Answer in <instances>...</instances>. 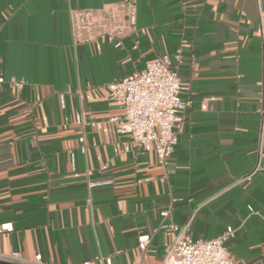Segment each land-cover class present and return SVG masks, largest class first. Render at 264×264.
I'll list each match as a JSON object with an SVG mask.
<instances>
[{"label": "crops", "instance_id": "0c3cea01", "mask_svg": "<svg viewBox=\"0 0 264 264\" xmlns=\"http://www.w3.org/2000/svg\"><path fill=\"white\" fill-rule=\"evenodd\" d=\"M121 1L0 0V251L163 264L174 222L232 225L233 264H264V0H133L135 31L74 41L71 10ZM177 48L192 104L163 167L108 121V84Z\"/></svg>", "mask_w": 264, "mask_h": 264}, {"label": "built area", "instance_id": "2783aa9c", "mask_svg": "<svg viewBox=\"0 0 264 264\" xmlns=\"http://www.w3.org/2000/svg\"><path fill=\"white\" fill-rule=\"evenodd\" d=\"M73 39L76 43L90 41L100 35L121 36L136 30V5L133 0L113 3L101 8L73 9L70 12ZM259 26L264 35V14L260 15ZM182 50L164 53L147 61L142 69L108 84L109 98L118 104L120 115L108 119L118 125L121 132L129 136V143L136 149L153 151L157 162L166 167L178 141V132L184 122L192 98L186 92L188 86L182 81L177 67L182 62ZM196 72L194 64L193 74ZM3 77L0 76V81ZM12 82L21 86L22 79ZM262 117L264 115V91L261 97ZM83 122L81 114L76 116ZM93 126L99 122L90 121ZM84 147L85 137H78ZM177 198H172L173 203ZM171 205L160 211L161 217L169 215ZM173 238L164 256L163 264H233L227 242L234 235L232 225L211 239H193L188 233V224L169 223ZM5 227L0 226V231ZM150 235L138 237V247L144 251ZM105 264H111L110 257H96ZM0 260L12 264H55L43 260L40 253L31 258L16 250L0 251ZM82 264H89L83 261Z\"/></svg>", "mask_w": 264, "mask_h": 264}, {"label": "water", "instance_id": "95a60500", "mask_svg": "<svg viewBox=\"0 0 264 264\" xmlns=\"http://www.w3.org/2000/svg\"><path fill=\"white\" fill-rule=\"evenodd\" d=\"M0 264H12V263L5 262V261H1V260H0Z\"/></svg>", "mask_w": 264, "mask_h": 264}]
</instances>
